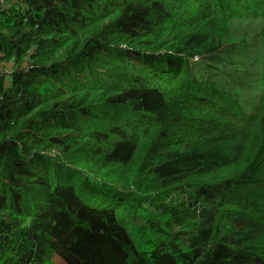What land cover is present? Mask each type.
<instances>
[{
	"label": "trees",
	"instance_id": "16d2710c",
	"mask_svg": "<svg viewBox=\"0 0 264 264\" xmlns=\"http://www.w3.org/2000/svg\"><path fill=\"white\" fill-rule=\"evenodd\" d=\"M58 263L264 264V0L0 5V264Z\"/></svg>",
	"mask_w": 264,
	"mask_h": 264
},
{
	"label": "rangeland",
	"instance_id": "374dc122",
	"mask_svg": "<svg viewBox=\"0 0 264 264\" xmlns=\"http://www.w3.org/2000/svg\"><path fill=\"white\" fill-rule=\"evenodd\" d=\"M256 31H257V25L252 23L249 25V27H245L243 25H237L236 26V30L234 31V37L236 39L237 42L239 43H243L245 42L246 44H250L252 43V47L255 51V53L259 54V52L261 51V47L259 46L258 42H256L255 35H256ZM229 48V49H228ZM228 50L232 51L235 49V45H229L228 46ZM252 59H255L253 57H248L244 59V63H246L247 61H250ZM245 83H248L249 85V90L247 91V94L242 96L240 99L243 98L241 105L243 107L242 112L243 113H250L253 108L257 105L258 100H259V85H260V81H256V80H252V81H247L246 79L243 80ZM56 260H58L57 258H55ZM59 264V263H58Z\"/></svg>",
	"mask_w": 264,
	"mask_h": 264
},
{
	"label": "built area",
	"instance_id": "2783aa9c",
	"mask_svg": "<svg viewBox=\"0 0 264 264\" xmlns=\"http://www.w3.org/2000/svg\"><path fill=\"white\" fill-rule=\"evenodd\" d=\"M4 4V0H0V5Z\"/></svg>",
	"mask_w": 264,
	"mask_h": 264
}]
</instances>
